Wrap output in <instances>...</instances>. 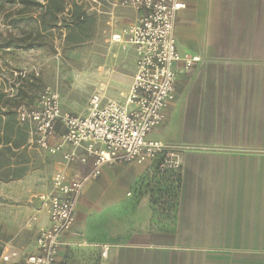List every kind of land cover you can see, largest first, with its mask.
<instances>
[{
	"label": "crops",
	"instance_id": "crops-1",
	"mask_svg": "<svg viewBox=\"0 0 264 264\" xmlns=\"http://www.w3.org/2000/svg\"><path fill=\"white\" fill-rule=\"evenodd\" d=\"M179 1L186 8L176 20L178 51L201 62L189 71L177 65L175 100L149 138L183 148L180 185L159 175L152 162L104 166L100 177L84 185L57 264H264V0ZM107 9L82 12L106 22V42L132 50L137 69L134 48L112 43L111 36L142 13ZM17 73L10 80L0 69L4 94L40 77L28 73L21 79ZM21 89L15 98L6 95L14 111L19 103L36 101L23 98ZM61 104L81 116L88 106L72 112L62 96ZM27 148V175L36 159L31 150L44 154L54 169L37 195L39 210H27L41 230L49 217L39 197L50 191L54 173L84 177L91 165L65 164L62 154L40 151L30 134ZM36 241L27 250L14 248L33 252Z\"/></svg>",
	"mask_w": 264,
	"mask_h": 264
},
{
	"label": "built area",
	"instance_id": "built-area-1",
	"mask_svg": "<svg viewBox=\"0 0 264 264\" xmlns=\"http://www.w3.org/2000/svg\"><path fill=\"white\" fill-rule=\"evenodd\" d=\"M89 1L92 10L122 8L142 13L136 23L111 36L112 43L136 51L133 83L124 103L94 93L82 116L64 111L59 92L51 87L34 104H18V123L28 128L40 151L62 154L65 164H90L91 171L84 177L54 173L50 191L39 197L49 225L38 232L35 250L26 252L7 244L0 253V264H57L63 238L76 221L84 185L100 177L106 165L152 162L159 175L168 176L171 182L181 179L183 148L149 136L162 126L175 100L177 65L189 71L201 62L199 56L181 55L177 48L176 20L186 4L179 0H82L84 4ZM39 75L36 71L35 76ZM16 76L29 78L26 71ZM19 88L20 84L12 85L5 92L7 97H17ZM106 250L104 246L103 256Z\"/></svg>",
	"mask_w": 264,
	"mask_h": 264
},
{
	"label": "rangeland",
	"instance_id": "rangeland-1",
	"mask_svg": "<svg viewBox=\"0 0 264 264\" xmlns=\"http://www.w3.org/2000/svg\"><path fill=\"white\" fill-rule=\"evenodd\" d=\"M85 5L92 10L90 1ZM6 11L0 10V32L5 36L19 35V28L25 24L18 29L8 27ZM93 17L70 35L54 31L36 49L8 50L0 55V69L10 80L14 72L33 75L40 71L33 83L19 80L23 98L38 100L44 89L51 87L60 93L65 107L75 113H84L96 92L119 101L125 99L135 73L136 56L132 50L124 51L106 42L110 34L106 22ZM164 135L168 139L169 128ZM31 153L36 156L35 164L25 178L0 181V253L7 244L24 250L32 248L40 230L35 214L28 218L27 210H39L37 195L54 169L44 154L34 150Z\"/></svg>",
	"mask_w": 264,
	"mask_h": 264
},
{
	"label": "trees",
	"instance_id": "trees-1",
	"mask_svg": "<svg viewBox=\"0 0 264 264\" xmlns=\"http://www.w3.org/2000/svg\"><path fill=\"white\" fill-rule=\"evenodd\" d=\"M6 9L8 27L25 26L19 28V35L5 36L0 32V55L8 50L36 49L54 31H66L70 35L88 20L83 16L82 0H0V10ZM3 86L0 78V181L9 182L24 178L29 171V130L18 123L13 100L6 98ZM180 181L172 184L179 186Z\"/></svg>",
	"mask_w": 264,
	"mask_h": 264
}]
</instances>
